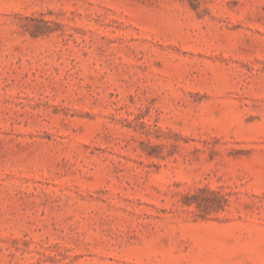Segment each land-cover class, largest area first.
I'll return each instance as SVG.
<instances>
[{"label": "rangeland", "instance_id": "rangeland-1", "mask_svg": "<svg viewBox=\"0 0 264 264\" xmlns=\"http://www.w3.org/2000/svg\"><path fill=\"white\" fill-rule=\"evenodd\" d=\"M0 264H264V0H0Z\"/></svg>", "mask_w": 264, "mask_h": 264}]
</instances>
